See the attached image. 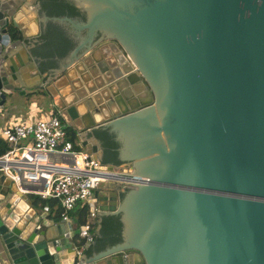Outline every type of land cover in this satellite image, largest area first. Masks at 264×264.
I'll return each mask as SVG.
<instances>
[{"label":"water","instance_id":"1","mask_svg":"<svg viewBox=\"0 0 264 264\" xmlns=\"http://www.w3.org/2000/svg\"><path fill=\"white\" fill-rule=\"evenodd\" d=\"M25 94L147 181L98 182L77 254L0 170V264H264V0H0V109Z\"/></svg>","mask_w":264,"mask_h":264},{"label":"built area","instance_id":"2","mask_svg":"<svg viewBox=\"0 0 264 264\" xmlns=\"http://www.w3.org/2000/svg\"><path fill=\"white\" fill-rule=\"evenodd\" d=\"M64 126L59 115L52 110L49 116L28 123L13 122L0 131V137L9 147L0 157V170L14 181L23 180L32 185V193L41 198L57 200L61 207V222L70 219L71 210L79 202L88 205L100 181L117 180L123 187L147 181L127 171L108 169L84 149L75 147ZM28 136H31L29 142L22 144L21 141ZM38 154L45 157L38 158ZM30 171L36 176H27ZM85 212V221L80 225L83 228L77 236V254L95 236L97 213L89 206Z\"/></svg>","mask_w":264,"mask_h":264},{"label":"crops","instance_id":"3","mask_svg":"<svg viewBox=\"0 0 264 264\" xmlns=\"http://www.w3.org/2000/svg\"><path fill=\"white\" fill-rule=\"evenodd\" d=\"M18 97H21L22 99L18 98ZM34 97L36 96H30L29 95H14L13 97L7 99L6 103L4 104V107L2 109H0V131L8 126L10 123H13V122H33L34 120L37 119V117L35 116H30L28 118L27 117H23L20 113L16 114L15 112L17 111L16 109H18L20 107V105H22L23 103H27L29 102V99H33ZM40 98V97H39ZM20 99V100H19ZM47 104V103H46ZM51 113V112H50ZM31 139V136H28L27 138L23 139L21 141L22 144H27L29 142V140ZM82 139H85L89 142H91L92 144H99L100 142H97V141H94L92 139H90L85 133H84V136ZM78 142V140H77ZM79 143V142H78ZM101 145V146H100ZM78 146V145H77ZM100 147H103V144L100 143L99 144ZM79 147V146H78ZM98 154H99V161L106 165V166H109L108 165V159L105 158L104 154H103V157H102V153H101V150L99 148L98 150ZM101 156V157H100ZM114 168H116L117 170H122V171H127L128 173H130V169H129V166H125V167H120V166H114ZM31 194V197H40L39 195L37 194ZM33 195V196H32ZM41 198V197H40ZM41 199H45V198H41ZM55 200V199H53ZM55 208L56 207H53L51 208L49 205H47V213H48V216L52 219H54L56 222H60V223H63V224H58L60 227H61V231L66 230L67 229V226H66V223L64 222H61L60 219H58L56 217V211H55ZM81 208H85L84 206H81ZM86 209V208H85ZM73 210V209H72ZM70 212V219L73 221L74 220V224H72L74 227H78L80 226L81 224L78 222V213H79V210H78V213L76 212ZM101 217H104V216H100V215H96V227H95V234L96 232L100 229V222H101ZM118 216L114 215V218H117ZM69 219V220H70Z\"/></svg>","mask_w":264,"mask_h":264},{"label":"rangeland","instance_id":"4","mask_svg":"<svg viewBox=\"0 0 264 264\" xmlns=\"http://www.w3.org/2000/svg\"><path fill=\"white\" fill-rule=\"evenodd\" d=\"M18 98L22 99L21 97H18ZM16 110H17L15 112L16 114L20 113L23 117L28 116V118L32 115L37 117V118L46 117V116L51 115L50 112H52V109L50 107H48V105L46 104L44 99L42 97L39 98L38 95L36 97H34L33 99L32 98L29 99V102L23 103L22 105H20V107ZM64 127L66 130L68 128H70L67 125H65ZM74 142L77 145H79V143L77 142L76 139ZM81 206H84L85 208L88 207V205L85 204V202H79L76 206L73 207L72 212L78 213V210L81 209Z\"/></svg>","mask_w":264,"mask_h":264},{"label":"trees","instance_id":"5","mask_svg":"<svg viewBox=\"0 0 264 264\" xmlns=\"http://www.w3.org/2000/svg\"><path fill=\"white\" fill-rule=\"evenodd\" d=\"M60 117V116H59ZM61 119V118H60ZM62 120V119H61ZM67 133L69 134V138L70 140L72 141L73 145L75 147H78L77 144L74 142L75 141V136H74V132L72 131L71 128H68L67 129ZM103 144V143H102ZM103 149H104V156L105 158L108 159V150L106 148V146L103 144ZM9 150V147H8V143L0 137V157L3 156L4 154H6V152ZM35 199H38L43 205H49L51 208L53 207H56L55 208V211H56V217L58 219H60V212H61V207L58 203L57 200H53L52 198H45V199H41L40 197L36 196L34 197ZM85 215H86V212H85V208H81L79 209V213L77 215L78 217V222L81 224L85 221ZM118 218V217H117Z\"/></svg>","mask_w":264,"mask_h":264},{"label":"bare ground","instance_id":"6","mask_svg":"<svg viewBox=\"0 0 264 264\" xmlns=\"http://www.w3.org/2000/svg\"><path fill=\"white\" fill-rule=\"evenodd\" d=\"M37 157L39 158V157H42V158H44L45 156L44 155H41V154H38L37 155ZM27 176H29V177H31V178H33V177H35L36 176V173L35 172H27Z\"/></svg>","mask_w":264,"mask_h":264},{"label":"flooded vegetation","instance_id":"7","mask_svg":"<svg viewBox=\"0 0 264 264\" xmlns=\"http://www.w3.org/2000/svg\"><path fill=\"white\" fill-rule=\"evenodd\" d=\"M36 4H37V2H36Z\"/></svg>","mask_w":264,"mask_h":264}]
</instances>
